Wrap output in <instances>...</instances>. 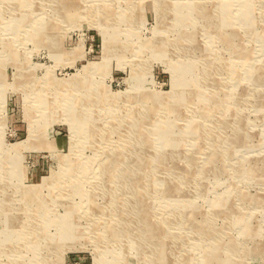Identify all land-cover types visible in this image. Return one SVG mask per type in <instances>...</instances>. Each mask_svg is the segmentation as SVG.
I'll list each match as a JSON object with an SVG mask.
<instances>
[{"label": "rangeland", "instance_id": "374dc122", "mask_svg": "<svg viewBox=\"0 0 264 264\" xmlns=\"http://www.w3.org/2000/svg\"><path fill=\"white\" fill-rule=\"evenodd\" d=\"M0 264H264V0H0Z\"/></svg>", "mask_w": 264, "mask_h": 264}, {"label": "bare ground", "instance_id": "6f19581e", "mask_svg": "<svg viewBox=\"0 0 264 264\" xmlns=\"http://www.w3.org/2000/svg\"><path fill=\"white\" fill-rule=\"evenodd\" d=\"M251 76V75H250ZM76 119V118H75ZM77 120V119H76ZM75 172V171H74ZM66 174V173H65ZM87 198V197H86Z\"/></svg>", "mask_w": 264, "mask_h": 264}]
</instances>
